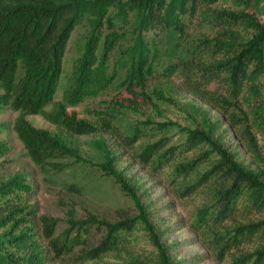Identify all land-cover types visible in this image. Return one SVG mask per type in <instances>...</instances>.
<instances>
[{
	"label": "rangeland",
	"instance_id": "obj_1",
	"mask_svg": "<svg viewBox=\"0 0 264 264\" xmlns=\"http://www.w3.org/2000/svg\"><path fill=\"white\" fill-rule=\"evenodd\" d=\"M131 2L114 0L108 7L109 18L103 28L105 34L121 35L110 50L109 67L115 72L113 81L98 95L87 96L78 104L67 107L68 112L89 121L97 130L90 134L69 133L40 114L27 115L35 126L61 132L78 148L84 160L71 163L68 156L56 158L70 162L62 170L34 163L12 126L18 111L6 106L0 109V138L8 141L9 149L0 156V180L17 171L25 173L32 190L20 198L21 203L36 211L31 221L35 229L40 228V214L58 219L56 232L67 226L69 215L75 220L84 219L88 214L108 222L120 220L127 213L135 214L137 209L132 197L99 166L105 156L96 141H103L115 157L114 168L144 202L171 264H235L241 256L249 257L264 239L257 236L262 232L259 229L251 237L239 239L229 246L230 234L240 224L264 219V207L248 213H233L216 224L209 223V215L216 210V190L201 184L190 193L184 192V187L194 182V177L178 179L174 175L175 164L197 156L200 148L185 150L183 144L181 152H175L172 157L164 156L163 152L167 147L184 142L191 129L206 130V121L213 124L210 132L213 143L200 142V145L210 150V157L217 160L221 157L215 145L226 149L250 180L264 186V61L261 69L244 81L236 101L239 118L234 121L228 120L217 107L194 92L183 73L165 75L162 70L168 63L180 59L196 60L200 46L209 41L211 45L222 30L235 32L240 41L235 45L243 48L244 43L255 38L259 26L264 27V0L203 3L196 11L182 15L183 31L178 27H146L143 23L145 11L130 8ZM88 17L70 33L54 100L61 99L63 89L71 80L72 60L83 51L91 30ZM139 40L148 45V58L153 56L152 73L143 84L125 82L129 51ZM102 46L103 38L98 51ZM261 46L264 50V39ZM200 75V69H194L189 77L196 79ZM223 80L225 78L215 79L213 87L225 88ZM108 121L112 129H108ZM243 127H248L254 135L258 154L248 146ZM150 143H154V151L146 161L141 153ZM205 207H209L208 217L201 221L200 210ZM103 229L102 225L91 227L88 232L90 244L99 240ZM39 242L46 255L43 264H160L156 245L142 222H137L130 232H123V239L116 248L98 257H80L89 248V245H81L72 254L57 258L43 239ZM223 245L228 249L219 257L218 248Z\"/></svg>",
	"mask_w": 264,
	"mask_h": 264
},
{
	"label": "trees",
	"instance_id": "obj_2",
	"mask_svg": "<svg viewBox=\"0 0 264 264\" xmlns=\"http://www.w3.org/2000/svg\"><path fill=\"white\" fill-rule=\"evenodd\" d=\"M114 0H0V109L11 106L18 113L14 118L13 129L21 140L31 160L40 166L62 170L70 162L84 160L78 148L69 143L59 131L35 126L27 118L30 114H40L50 123L69 133L90 134L97 130L89 121L68 112L67 107L76 105L87 96L98 95L107 88L115 77L109 67L110 50L119 33H104L108 22V7ZM215 0H132L130 8H143L144 25L159 27H178L184 30L182 15L196 11L197 7ZM88 15H90L88 17ZM88 17L91 30L83 51L71 63V80L63 89L60 100H54V93L61 73L62 59L72 29ZM112 25V23L110 24ZM254 39L238 48L240 42L235 32L219 31L212 44L203 43L196 60L180 59L163 67L162 72L170 75L183 73L194 92L217 107L230 121L239 118L237 99L242 92L244 81L261 69L264 50V27ZM103 46L98 51L100 40ZM148 45L143 41L134 43L129 51V66L125 82L143 84L152 73V58H148ZM155 53V51H154ZM200 69V77L191 79L190 72ZM223 72V73H222ZM226 74V75H224ZM225 78V88L217 89L215 79ZM50 105V108L46 107ZM108 129L111 123L106 122ZM206 130L191 129L181 144L167 147L164 156H174L183 149L200 148V153L188 160L175 164L174 175L178 179L194 177V182L186 184L184 192L190 193L201 184L216 190L215 208L209 215V223L222 222L233 213H248L264 207V186L255 180L236 163L232 154L215 145L221 157H210V150L204 149L200 142H212L213 124L204 121ZM244 138L256 154L258 143L248 127H243ZM137 137V136H135ZM134 138V137H133ZM131 138V139H133ZM213 143V142H212ZM96 144L104 151L105 159L99 166L111 174L133 199L137 212L126 214L120 220L108 222L91 214L81 220L69 218L68 224L56 232L58 219L48 214H40V228L35 229L31 221L36 216L35 209L21 203L20 196L29 193L32 185L25 173L14 172L0 180V264H43L46 258L40 239L46 242L54 257L63 258L72 254L76 247L89 245L80 257H98L116 248L123 239V232H130L137 222H142L149 237L156 245L158 262L171 264L170 258L161 242L160 235L149 218L144 202L134 187L114 168L115 157L103 141ZM9 149L5 138H0V156ZM154 151V143L147 144L141 156L149 160ZM68 156L70 162L57 160ZM210 162V163H209ZM210 164V166L208 165ZM247 182L248 185H244ZM203 221L209 207L200 210ZM215 212V213H214ZM208 217V216H207ZM104 227L95 244L89 243L88 232L92 226ZM261 229L264 239V219L240 224L228 238L229 246L239 239L251 237ZM225 245L218 248L222 256ZM250 256H254L251 258ZM264 264V243H261L248 257L241 256L235 264Z\"/></svg>",
	"mask_w": 264,
	"mask_h": 264
}]
</instances>
